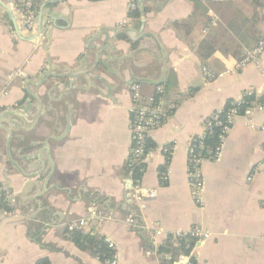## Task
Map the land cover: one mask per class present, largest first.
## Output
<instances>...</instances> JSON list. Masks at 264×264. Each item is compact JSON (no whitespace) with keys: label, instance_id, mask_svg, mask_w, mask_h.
<instances>
[{"label":"crops","instance_id":"0c3cea01","mask_svg":"<svg viewBox=\"0 0 264 264\" xmlns=\"http://www.w3.org/2000/svg\"><path fill=\"white\" fill-rule=\"evenodd\" d=\"M0 1V264H106L70 239L81 218L118 264H161L158 245L195 227L208 237L173 264H264V108L202 161L199 196L188 177L206 121L264 94V50L237 66L264 43V0H132L138 20L130 0H62L34 39L17 0ZM133 82L174 105L147 138L142 201L128 196Z\"/></svg>","mask_w":264,"mask_h":264},{"label":"built area","instance_id":"2783aa9c","mask_svg":"<svg viewBox=\"0 0 264 264\" xmlns=\"http://www.w3.org/2000/svg\"><path fill=\"white\" fill-rule=\"evenodd\" d=\"M44 0H19V12L21 13V20L23 27L29 33H36L37 22L40 12V4ZM205 2L206 0H200ZM130 8H135V3L130 0ZM210 15L208 25H211L216 16L208 9ZM205 30V29H204ZM264 50V43L259 41L257 46L249 50L246 53L244 59L237 65L239 67L245 66L247 63L253 62L258 63L259 58ZM247 94H251L250 92ZM130 95V134H131V147L129 149V160L128 167L132 170L134 165L144 164L145 159L148 155V150L146 148L147 138L149 134L159 128L164 121L167 119L168 114L174 105L169 102L166 98L165 88L162 84H156L154 87V92L151 94H144L141 89V85L137 82H133L129 86ZM242 99V98H241ZM236 101L237 103L241 101ZM262 109L264 106L258 103H252L250 106L246 107L244 113L241 115H250L253 110ZM238 108L232 106L224 112V119H218L215 117V124L220 127L219 138L221 142L223 141L226 133L229 131L232 121L236 116H238ZM212 125L211 121L208 119L206 121V127L210 128ZM206 129V128H205ZM220 147L216 149L213 156L216 157L219 153ZM204 159L195 154L194 146L192 144L189 147V165H188V177L189 181L193 187V192L195 195L199 196L201 189L203 187V182L200 175V164ZM143 171V167L140 168V172ZM129 193L128 196L131 199L142 201L143 196L153 195L152 191L143 188L140 179H129ZM130 224H135L134 218L128 219ZM87 219L81 218L71 221L66 225L68 231L75 230H85L87 228ZM160 234V231L158 232ZM184 235H188L198 241L203 240L208 237V233L202 231L200 228H191L187 233H177L173 239H177ZM174 239V240H175ZM108 248L112 251L111 258L106 260V264H118V255L115 251V244L112 240L108 238H103ZM176 243V240H175Z\"/></svg>","mask_w":264,"mask_h":264},{"label":"trees","instance_id":"16d2710c","mask_svg":"<svg viewBox=\"0 0 264 264\" xmlns=\"http://www.w3.org/2000/svg\"><path fill=\"white\" fill-rule=\"evenodd\" d=\"M17 8H19V0H17ZM128 15L135 19H139L140 11L136 6L134 9H129ZM252 103H258L264 106V94L255 96L252 94H245L240 102L229 101L224 106V108L214 115V117L209 118L212 125L210 128L205 129L204 134L200 137H194L192 140V146H194L195 154L202 157L203 159H212L216 149L221 146V140L219 138L220 127L215 124V117L218 119H224V112L232 107L236 106L238 108V114L244 113L246 107L250 106ZM152 144L147 142L146 148L149 150ZM144 167V164L134 165L132 167V179H140L142 173L140 168ZM164 167L159 169V174L164 172ZM162 181V180H161ZM70 239L83 250H89L94 256H96L101 261H106L111 258L112 251L108 248L107 244L103 240V237L91 234L89 232H84L81 230L70 231ZM175 239V238H174ZM173 237L168 236L161 244L157 247V252L161 255V264H173L179 254L189 255L191 249L195 244V239L184 235L176 240V244L172 242ZM191 263H194L193 258H191ZM36 264H47V260H39Z\"/></svg>","mask_w":264,"mask_h":264},{"label":"water","instance_id":"95a60500","mask_svg":"<svg viewBox=\"0 0 264 264\" xmlns=\"http://www.w3.org/2000/svg\"><path fill=\"white\" fill-rule=\"evenodd\" d=\"M59 1H62V0H47L46 2L43 3L42 7H41V13L39 15V18H38V22H37V30H36V34L35 35H32L30 37V39H34L35 37H37V35H39L41 33V25H42V10H43V7L46 6V5H49V4H52V3H56V2H59ZM0 4L10 13V16L13 20V16H12V12L10 11V9L6 6H4L1 1H0Z\"/></svg>","mask_w":264,"mask_h":264},{"label":"rangeland","instance_id":"374dc122","mask_svg":"<svg viewBox=\"0 0 264 264\" xmlns=\"http://www.w3.org/2000/svg\"><path fill=\"white\" fill-rule=\"evenodd\" d=\"M33 118V117H32Z\"/></svg>","mask_w":264,"mask_h":264}]
</instances>
